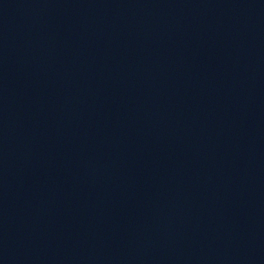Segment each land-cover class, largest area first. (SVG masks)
<instances>
[{
  "label": "water",
  "instance_id": "water-1",
  "mask_svg": "<svg viewBox=\"0 0 264 264\" xmlns=\"http://www.w3.org/2000/svg\"><path fill=\"white\" fill-rule=\"evenodd\" d=\"M0 264H264V0H0Z\"/></svg>",
  "mask_w": 264,
  "mask_h": 264
}]
</instances>
